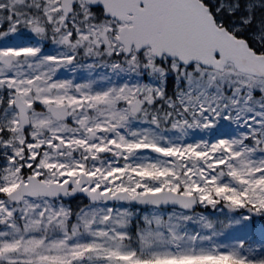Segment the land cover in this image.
I'll use <instances>...</instances> for the list:
<instances>
[{"label":"snow or ice","instance_id":"6c2138e0","mask_svg":"<svg viewBox=\"0 0 264 264\" xmlns=\"http://www.w3.org/2000/svg\"><path fill=\"white\" fill-rule=\"evenodd\" d=\"M0 264H264V0H0Z\"/></svg>","mask_w":264,"mask_h":264}]
</instances>
